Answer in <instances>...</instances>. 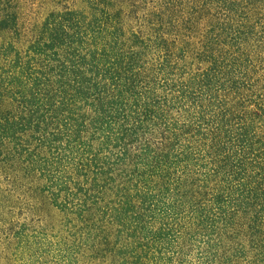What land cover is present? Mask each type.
<instances>
[{"label":"trees","instance_id":"16d2710c","mask_svg":"<svg viewBox=\"0 0 264 264\" xmlns=\"http://www.w3.org/2000/svg\"><path fill=\"white\" fill-rule=\"evenodd\" d=\"M0 0V264H264V0Z\"/></svg>","mask_w":264,"mask_h":264},{"label":"rangeland","instance_id":"374dc122","mask_svg":"<svg viewBox=\"0 0 264 264\" xmlns=\"http://www.w3.org/2000/svg\"><path fill=\"white\" fill-rule=\"evenodd\" d=\"M29 4H32L34 3L35 1L34 0H27ZM33 5V4H32Z\"/></svg>","mask_w":264,"mask_h":264}]
</instances>
